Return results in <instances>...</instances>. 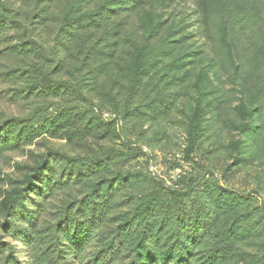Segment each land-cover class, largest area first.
Segmentation results:
<instances>
[{
    "label": "trees",
    "instance_id": "trees-1",
    "mask_svg": "<svg viewBox=\"0 0 264 264\" xmlns=\"http://www.w3.org/2000/svg\"><path fill=\"white\" fill-rule=\"evenodd\" d=\"M186 2L189 15L175 13ZM216 58L239 79L234 116L225 121L235 133L229 166L264 164V0H0V99L24 110L0 118V152L43 135L83 148L49 149L7 177L0 264H223L239 255L238 241L263 220L243 210L245 193L215 180L202 198L196 191L212 173L203 165L168 186L122 169L142 154L132 143L102 152L90 145L120 138V118H149L188 100L183 152L191 157L206 115L221 108L220 85L207 71ZM113 164L121 168L106 175ZM70 183L84 188L48 216L53 192ZM120 188L130 189L125 212L109 219ZM251 264H264V246Z\"/></svg>",
    "mask_w": 264,
    "mask_h": 264
},
{
    "label": "rangeland",
    "instance_id": "rangeland-1",
    "mask_svg": "<svg viewBox=\"0 0 264 264\" xmlns=\"http://www.w3.org/2000/svg\"><path fill=\"white\" fill-rule=\"evenodd\" d=\"M171 9L174 8L172 5ZM170 9L162 12L166 17ZM189 15L191 3L174 9ZM210 46V45H209ZM220 56V54H218ZM213 81L220 85L221 108L216 117L206 115V131L200 149L194 152L191 157L184 155V127L182 124L183 112L189 108L186 106L188 100H180L176 105L164 114H156L149 118L135 116L127 120L118 119L115 123L116 130L122 131L121 137L116 140L96 141L90 140L93 151L102 152L108 147L123 150L125 141L141 148L142 154L126 163L123 170H139L144 174H151L161 178L168 186H180L179 181L183 176L196 174L198 165L211 169L212 173L206 175L205 180L200 184L198 195L207 199L213 194L215 180L220 186L240 194L245 193L248 200L243 203V210L247 211L253 218H262L260 225L256 227L257 233L248 238H243L236 244L239 255L231 258L223 264H251L255 256L259 254L264 246V164L259 160H253L246 165L230 167V144L234 140V131L226 124L227 118H233V108L238 99L237 84L239 79L233 82L230 69L222 62V58H216L207 66ZM23 105L13 103L8 98L0 99V118L9 114L23 113ZM211 117V118H210ZM30 143V142H29ZM24 141L14 145L12 148L4 147L0 152V196L6 190L7 177H17L19 172L25 171L24 167H31L49 149L64 151L70 155L82 153L83 148L79 145L70 144L62 139H54L43 135L31 141L29 145L23 146ZM114 166V167H113ZM115 164L111 165L110 175L120 168ZM53 174L56 176L59 168L56 164L51 165ZM257 177L262 180H256ZM261 187L263 192L258 194L252 189ZM84 187L75 184H68L53 192L51 201L48 202L50 214L65 199H70L82 191ZM130 194V189L120 188L112 198L109 205V219H118L125 212V201ZM224 219L220 218L222 225ZM224 226V225H223ZM259 231V232H258ZM18 258L25 260L23 243L18 244Z\"/></svg>",
    "mask_w": 264,
    "mask_h": 264
},
{
    "label": "built area",
    "instance_id": "built-area-1",
    "mask_svg": "<svg viewBox=\"0 0 264 264\" xmlns=\"http://www.w3.org/2000/svg\"><path fill=\"white\" fill-rule=\"evenodd\" d=\"M103 116L105 119H109V118L113 119L114 118V115H109V114H104Z\"/></svg>",
    "mask_w": 264,
    "mask_h": 264
}]
</instances>
